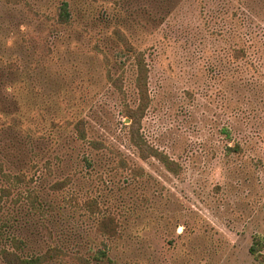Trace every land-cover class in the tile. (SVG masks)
Masks as SVG:
<instances>
[{
  "label": "rangeland",
  "instance_id": "rangeland-1",
  "mask_svg": "<svg viewBox=\"0 0 264 264\" xmlns=\"http://www.w3.org/2000/svg\"><path fill=\"white\" fill-rule=\"evenodd\" d=\"M4 249L264 264V0H0Z\"/></svg>",
  "mask_w": 264,
  "mask_h": 264
},
{
  "label": "trees",
  "instance_id": "trees-1",
  "mask_svg": "<svg viewBox=\"0 0 264 264\" xmlns=\"http://www.w3.org/2000/svg\"><path fill=\"white\" fill-rule=\"evenodd\" d=\"M139 145V143H137ZM18 243L16 240L15 243ZM4 259H8L9 264H42V257L39 255L32 257H23L16 252V249H4L3 251Z\"/></svg>",
  "mask_w": 264,
  "mask_h": 264
}]
</instances>
